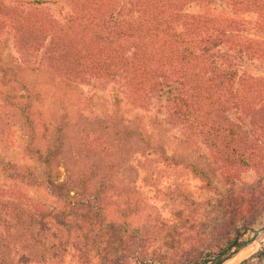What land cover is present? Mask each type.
<instances>
[{
    "label": "trees",
    "instance_id": "1",
    "mask_svg": "<svg viewBox=\"0 0 264 264\" xmlns=\"http://www.w3.org/2000/svg\"><path fill=\"white\" fill-rule=\"evenodd\" d=\"M12 1L0 0V27L8 29L24 60L42 57L50 81L115 83L128 104L143 110L160 98L168 123L180 127L187 141L209 150L212 163L231 187L245 171L264 170V79L237 73L226 54L234 51L264 63V43L247 35L251 31L264 34V0H223L232 15L190 13L198 0H67L70 12L64 23L50 16H32V12L19 10L21 1H15L16 8ZM241 14L254 18L241 19ZM38 99V94L5 98L21 117L29 147L47 178L55 165L62 164L69 187L87 195L102 215L108 209L109 191L117 187L113 172L118 159L101 139L73 132L66 113L53 124L47 145L41 147L39 124L33 114V103ZM107 128L118 138L139 135L116 127L112 120ZM0 171L29 186L40 182L30 169L20 170L2 160ZM191 171L210 188L214 170L192 167ZM175 195L185 204L198 206L180 190ZM241 195L235 200L231 195L223 197L219 203L232 210V220L245 216L249 224L250 214L258 212L261 205L260 198ZM26 199L24 194L0 189V264H14L8 247L11 233L21 230L30 234L33 242L24 249L36 246L30 252L32 259L63 256L65 239L58 246H46L34 235L24 207ZM28 205L35 214L44 212L39 203ZM226 232L220 231L222 235ZM122 234L123 251L101 252L103 264H147L146 242L139 239L141 244L137 245L133 232L123 229ZM232 236L214 253L230 244ZM74 248L77 259L87 264L88 249L83 244ZM214 253L208 252L202 259ZM26 260L22 255L16 264H27ZM200 260V255H193L185 264ZM262 262L264 250L242 264Z\"/></svg>",
    "mask_w": 264,
    "mask_h": 264
},
{
    "label": "rangeland",
    "instance_id": "2",
    "mask_svg": "<svg viewBox=\"0 0 264 264\" xmlns=\"http://www.w3.org/2000/svg\"><path fill=\"white\" fill-rule=\"evenodd\" d=\"M13 1L10 4L15 8V1H21L19 10L32 12V16H50L60 23L65 22L70 12L67 0H39L40 4L37 0ZM190 13L232 15L223 0H198ZM238 17L254 18L246 14ZM247 35L264 43V34L251 31ZM226 54L237 73L264 79V63L234 51ZM25 60L18 54L8 29L0 27V160L20 170L30 169L40 181L37 186H29L7 178L0 171V189L24 194L29 204L32 201L42 205L44 212L35 214L24 203L34 235L46 246H58L62 238L67 245L61 258L34 260L30 252L36 246H31L30 251L24 249L33 243L30 234L22 230L12 232L8 248L14 264L22 255L27 264H82L77 259L75 244L88 249L87 264H103L101 252L123 251V229L137 236V245L141 244L139 239L146 242L147 264H185L190 256L200 255L201 260L196 263L199 264L219 254L214 252L227 243L233 230L234 240L240 230L264 223V170L260 173L247 170L232 187L227 185L221 170L212 163L209 150L187 141L180 127L168 123L160 98H155L146 110L138 109L125 101L122 88L115 83L79 84L58 79L52 82L40 55ZM27 94L39 96L33 103V114L39 124L41 147L47 145L53 124L66 113L73 132L101 139L118 159V168L113 172L117 187L109 191L105 202L108 209L102 215L87 195L69 187L62 164L55 165L47 178L43 165L32 154L21 117L5 100ZM109 120L116 127L128 128L139 135L118 138L107 128ZM192 167L205 172L214 170L210 188L196 177ZM179 190L198 206L183 203L175 195ZM241 194L246 199L249 194L260 198L261 205L258 212L250 214L249 224L245 216L232 220V210L219 203L223 197L231 195L235 200ZM221 230L227 231L226 234L222 235ZM257 250L239 264L261 251ZM208 252L214 254L202 259ZM158 255L163 258L157 259Z\"/></svg>",
    "mask_w": 264,
    "mask_h": 264
},
{
    "label": "water",
    "instance_id": "3",
    "mask_svg": "<svg viewBox=\"0 0 264 264\" xmlns=\"http://www.w3.org/2000/svg\"><path fill=\"white\" fill-rule=\"evenodd\" d=\"M264 231V223L260 227H248L240 230L235 239L231 242V244L222 250L219 254L208 258L207 260L199 263V264H224L231 258L235 257L238 253H240L243 249L251 246L256 239L260 236V234ZM260 248L261 251L264 250V247L257 246L254 251H252L248 256L239 261L237 264L248 258L250 255L258 251Z\"/></svg>",
    "mask_w": 264,
    "mask_h": 264
},
{
    "label": "bare ground",
    "instance_id": "4",
    "mask_svg": "<svg viewBox=\"0 0 264 264\" xmlns=\"http://www.w3.org/2000/svg\"><path fill=\"white\" fill-rule=\"evenodd\" d=\"M261 225H259L260 227ZM264 244V231L261 235L256 239V241L249 247L243 249L240 253H238L235 257L231 258L224 264H237L239 261L248 256L257 246H262Z\"/></svg>",
    "mask_w": 264,
    "mask_h": 264
}]
</instances>
